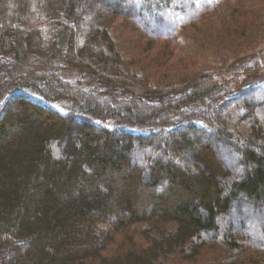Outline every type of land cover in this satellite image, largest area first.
I'll return each mask as SVG.
<instances>
[{"label":"trees","instance_id":"16d2710c","mask_svg":"<svg viewBox=\"0 0 264 264\" xmlns=\"http://www.w3.org/2000/svg\"><path fill=\"white\" fill-rule=\"evenodd\" d=\"M259 40L264 0H0V264H264V87L208 64Z\"/></svg>","mask_w":264,"mask_h":264},{"label":"rangeland","instance_id":"374dc122","mask_svg":"<svg viewBox=\"0 0 264 264\" xmlns=\"http://www.w3.org/2000/svg\"><path fill=\"white\" fill-rule=\"evenodd\" d=\"M175 51L181 55L188 54L184 46L180 50L175 49ZM261 52H264V40H259L255 45L246 47L243 52L231 56L224 63L210 61L208 64L217 74L218 79H221V82H224L233 74L240 75L243 78L242 86L244 88L257 85L264 87V71H260L261 74L257 76H242V69L245 66H250L262 54Z\"/></svg>","mask_w":264,"mask_h":264}]
</instances>
